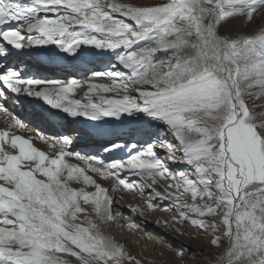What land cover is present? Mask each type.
<instances>
[{"label":"snow or ice","instance_id":"obj_1","mask_svg":"<svg viewBox=\"0 0 264 264\" xmlns=\"http://www.w3.org/2000/svg\"><path fill=\"white\" fill-rule=\"evenodd\" d=\"M262 8L264 0H0V60L55 46L72 59L87 48L108 64L87 79L60 80L25 78L0 63V100L24 94L67 117L130 120L127 134L142 138L110 142L105 153H128L106 162L73 151L66 134H20L27 122L0 103L7 125L0 128V264H70L67 257L141 264L104 231L121 216L113 206L122 197L109 191L121 190H149V210L153 198L169 199L174 223L224 248L215 264H264V111L255 110L264 105L249 106L250 98L264 99V31L238 38L218 32L231 18L252 21ZM161 51L169 58L154 60ZM80 88L87 90L77 98ZM170 163L186 169L173 171ZM97 177L114 182L109 189ZM160 180L167 188L157 191ZM129 209L143 215L139 206Z\"/></svg>","mask_w":264,"mask_h":264},{"label":"bare ground","instance_id":"obj_2","mask_svg":"<svg viewBox=\"0 0 264 264\" xmlns=\"http://www.w3.org/2000/svg\"><path fill=\"white\" fill-rule=\"evenodd\" d=\"M118 2L130 3V1H128V0H118ZM260 18L264 19V12H263V16H261V14H260ZM237 25H238V27L243 28L244 31L248 32L249 34H250V30H252L254 28L253 21H247L245 17H241L240 21H237ZM220 28H221V26L218 28V32H219ZM219 34H221V33H219ZM144 43L145 42H140L138 45H136L134 47H141V46L144 45ZM84 64L88 67V69H85L82 72L83 74H86L88 70H97V71L107 70V67H108V64H107L106 60L99 61L95 65L92 64L93 67H91L87 63H84ZM90 75H91V73H89L86 76H90ZM99 80L100 81H104L105 79H99ZM107 82L110 83L108 80H107ZM98 83L104 84V82H98ZM86 90H87L86 88H81V89L77 90V95H80V96L83 97V95H84ZM10 112H13V111L10 110ZM116 123H119V122H116ZM0 127H4V128L7 127V125L5 123V115H4V113L0 114ZM25 132L28 135L35 136L37 131L32 130L31 128H28V130L25 131ZM44 134H46V133H44ZM35 141H36V144H37V146L39 148L47 150V146L44 145L41 141H39L38 139H36ZM158 152L161 155L163 154V151L161 149H159ZM73 162L79 163L77 161H73ZM171 168H172V166H171ZM172 169L175 170L174 168H172ZM125 178L134 179V177H125ZM97 180H98L99 183L102 184V186H104L106 188H109V189H110L112 183L114 182L113 180H110V179L105 180V179H101V178H98V177H97ZM159 183H160V181H159ZM157 189H159V187H157ZM88 190L91 191L93 189L89 188ZM148 191L149 190L145 191V195L144 196H141L139 193H135V194L125 193L122 190L120 192H118V193H112L111 191H109V195H115V196H118V197H122V199H118L116 201V203L114 204V206H113L114 213L116 211H119L121 213V216L119 217V219H118L116 224H114V225H106L104 227L105 233L107 235L112 236L116 240L117 243H119V244L121 243L122 245L125 242L127 243V241L130 238V237L127 236V234H125V231L135 234V236H136V239H135L136 244H135V246L137 247L138 244L140 245V247L143 249L142 253L144 254V256H146L148 254H150V255L152 254L151 245L157 246V251L158 252L156 251L155 253H153V255L156 258V260L153 263H148V264H181V263L182 264H186L188 262V259H190V257H193V256L194 257H198V256H200V257L206 258L207 255L210 256L209 251H206V255H205V253H204V255H202L203 253H202V249H201L202 247L206 248L208 243H206V241H204L203 239H199V237H201L200 235H198L197 237H193L185 226H183L182 229L183 230L185 229L184 231L187 234V236L184 235V234H181V229H179L180 231L177 232V234H178V236H181L182 238H184V241L182 240V242H183L182 244L184 246H186L187 248H184V247L181 246L182 249H179V250L177 249V251L176 250L169 251L166 248V245H164L161 241L169 242L170 244H173L174 247L175 246L177 247V246H179L178 239H180V237H178L175 234L171 233L169 230H163L162 229L163 226L156 227V226H159V224L162 222V219L158 220V217L159 216L168 217V219H169L168 223H169L171 220H173V217H177V215H176V213H173V212H171V213L170 212L161 213L163 210L166 209L163 206L165 204H168V202L171 203L170 200L168 201L167 199H162V198H153L152 202H156V207H155L154 210H152L153 212H151V213L148 212L146 210L147 209V205H146V203L144 201L145 199H149ZM172 191H174V190H172ZM182 199H185V198L183 197ZM129 205L139 206L143 210V215H141L140 212H135V213L131 212L130 209H129ZM85 207H88L89 211H91L90 206H85ZM149 217H150V219H149ZM97 223H99V221H97ZM128 223H132L136 227L130 231L126 227H121L120 226V225H126ZM153 224H156V225H153ZM109 227H115L117 229V231L114 232V233H110V232H108ZM153 229H154L155 232H153ZM167 229H169V228L167 227ZM152 235H156V237L155 236L153 237ZM191 246H195L196 248H188V247H191ZM129 248L131 250H129ZM125 249H126V247H125ZM128 250H129V252L132 251V247L130 245H127V251ZM145 250H148V253L145 252ZM181 250H183L184 252L188 251V254L185 253L183 257H180V259H176L177 258L176 256H178L177 253L180 252ZM165 251H168L169 253L167 254L166 257H161V254H163ZM67 258L69 259V257H67ZM199 259L196 258L195 261L196 262H201ZM204 260H203V262H204ZM177 261L181 262V263H177ZM70 264H76V263H74L72 261V259H71L70 260ZM141 264H144V263H141ZM212 264H215V262L212 261Z\"/></svg>","mask_w":264,"mask_h":264},{"label":"rangeland","instance_id":"obj_3","mask_svg":"<svg viewBox=\"0 0 264 264\" xmlns=\"http://www.w3.org/2000/svg\"><path fill=\"white\" fill-rule=\"evenodd\" d=\"M128 1H130V3H132L134 5H137V6H141V5H152V4H156V3L162 2V0H128ZM263 12H264V8L263 9H260L254 15V17L252 19L253 24H254V28L252 30H250V34L248 32H246V31H244L243 28L238 27L237 21H240L241 17H235V18L229 19L228 21H226L225 23H223L221 25V28L219 30V33H221L220 35L227 36L229 38H238V37H242V36H249L250 37V36H254L256 34H259L260 32L264 31V19L260 18V14H261V16H263ZM169 56H170V53L161 51V52H158L153 57V59L156 60V61L167 60L169 58ZM92 71L93 70H88L86 74H89ZM253 91H258V90L254 89ZM257 104L264 105V99H251V98L249 99V106L250 107H254V105H257ZM255 110L257 112L264 111V108H256ZM168 138L171 139V137H168ZM170 164H172V163H170ZM172 168L175 169V170L172 169L173 171H176V170H179V169H186V165L183 164V163H173L172 164ZM167 184H168V181L167 180H160L161 187H159V189H157V191H161L162 188H167ZM169 190L172 191L174 189H169ZM184 198H186V197H184ZM146 200H148V199H145L144 201H146ZM167 200L169 201V199H167ZM153 203L156 205V202H153ZM170 205H171L170 202H168V204H165L163 207L166 208V209L163 210L162 212L161 211L160 212L161 213H164V212H170L171 213V212H173V213H176V215L178 216V213L176 212L175 208L172 205H171L172 206L171 207ZM146 210L148 212H150V213L153 212L152 210H149L148 208ZM149 219H150V217H149ZM160 219H162V222L159 224V226H156V227L163 226L162 227L163 230H169L171 233L175 234L176 236H178L177 232H179V231H177V229H181V233H183L184 235L187 236V234L184 231L185 229L184 230L182 229L183 226H185L188 229V231L190 232V234L193 237H197L199 235V234L195 233L193 231V229L191 227H189L186 223L179 224V223H174L173 220H171L168 224H165L164 223L165 221H169L168 217H166V216H159L158 217V220H160ZM153 225H156V224H153ZM167 227L169 229H167ZM116 231H117V229L115 227H109V229H108V232H110V233H114ZM153 232H155L154 229H153ZM152 236L153 237L154 236L156 237V235H152ZM178 237H180V239H178L179 246H177V247L176 246L174 247L173 244H170L169 242H166V241H161V242L164 245H166V248L169 251H171V250H176L177 251V249L178 250L179 249H182L181 246L184 247V248H187L186 246H184L182 244L183 243L182 240L184 241V238H182L181 236H178ZM135 239H136V236H135ZM199 239H203L204 241H206V243H208L207 242V239L204 238L203 236L199 237ZM135 244H136L135 240L130 241V238H129V240L127 241V243L125 242L123 245H124V247H126V250H127V245H130L132 247V251L129 252V254L134 255V257L136 259L140 260L141 263L148 264V263H153L156 260V258L154 257L153 253H155L157 251V246L151 245V247H152V249H151L152 250V254L151 255L148 254V255L144 256V254L142 253L143 252V249L140 247L139 244H138L137 247L135 246ZM225 244H226V242H225ZM188 248H196V247L195 246H191V247H188ZM201 249H202V253H203L202 255H204V253L206 255V251H209L210 256L207 255L206 258H203V257H200V256H198V257H194L193 256V257H190V259H188V262L186 264H199V263L200 264H208L209 259H211V261H214L215 262L216 258L219 257L224 252V249L223 248H215V247L210 246L209 244L206 246V248L205 247H202ZM129 250H131V249L129 248ZM145 252L148 253V250H145ZM168 253H169L168 251H165L163 254H161V257H166ZM185 253L188 254V251H185L184 254ZM176 257H177L176 259H180V256H176ZM196 258H198V259L200 258L199 260L201 262H196L195 261ZM69 259L70 260L72 259V261L74 263L78 264V262L75 260V258L69 257ZM203 260H204V262H203ZM178 261H177V263H181V262H178Z\"/></svg>","mask_w":264,"mask_h":264}]
</instances>
